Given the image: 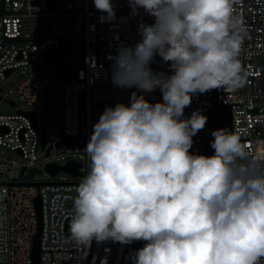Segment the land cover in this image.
<instances>
[{
	"label": "clouds",
	"instance_id": "9594fccd",
	"mask_svg": "<svg viewBox=\"0 0 264 264\" xmlns=\"http://www.w3.org/2000/svg\"><path fill=\"white\" fill-rule=\"evenodd\" d=\"M94 7L115 19L112 0ZM141 40L109 58L112 82L135 88L130 104L107 106L86 146L90 160L73 197L70 238L91 247L146 241L133 264H261L264 156L227 128L212 131L211 156L193 153L209 117L190 116L193 97L243 86L239 55L246 29L236 0H128ZM105 17H102V21ZM169 73L153 71L156 57ZM95 67V65H93ZM157 89L162 101L146 94Z\"/></svg>",
	"mask_w": 264,
	"mask_h": 264
},
{
	"label": "built area",
	"instance_id": "2783aa9c",
	"mask_svg": "<svg viewBox=\"0 0 264 264\" xmlns=\"http://www.w3.org/2000/svg\"><path fill=\"white\" fill-rule=\"evenodd\" d=\"M112 2L116 17L109 20L106 13L94 7L93 0H62L60 6L54 0L53 8L50 0H0V93L1 84L21 68L27 73L16 91L31 106L50 84L46 71L53 73L55 81L64 79L61 106L48 99V106L54 105L63 112L62 136L57 142L48 145L46 137L43 148L46 131L35 114L23 110L0 112V146L18 154L0 152V175L5 176L0 181V264H34L33 241L39 228L35 202L38 197L42 199L43 214L41 264H133L130 257L139 241L123 245L94 240L91 247L78 245L70 238L68 228L74 215L75 188L89 171L90 160L85 148L93 125L107 106L130 104L132 96L131 88L113 84V61L109 57L116 54L119 44L134 46L141 40L140 22H154L143 9L139 16L133 17L128 0ZM233 9L246 29L239 55L246 76L243 86L213 89L194 96L185 115L190 116L195 109H202L208 115L215 105L230 106L232 133L240 137L250 152L264 156V0H236ZM102 17H105L103 21ZM53 45L59 47L58 66L46 60ZM62 48L66 52L64 56ZM151 67L155 72L171 74L169 65L159 56ZM3 98L0 95V100ZM146 99L156 103L163 97L157 89L146 94ZM10 102L12 106L17 104V101ZM51 109L55 110L50 107L49 115H52ZM54 118L52 115V121ZM212 131L214 127L207 124L194 136L191 152L213 155L214 150L206 151V138ZM63 134L79 136V139L75 145L59 148L57 144ZM49 147L52 148L47 153ZM68 158L72 159L65 162ZM71 161L81 164V175L70 172L73 179L25 180L31 178L33 169L44 172L51 163L64 166Z\"/></svg>",
	"mask_w": 264,
	"mask_h": 264
},
{
	"label": "rangeland",
	"instance_id": "374dc122",
	"mask_svg": "<svg viewBox=\"0 0 264 264\" xmlns=\"http://www.w3.org/2000/svg\"><path fill=\"white\" fill-rule=\"evenodd\" d=\"M56 3L58 6H60L62 3V0H56ZM62 52L64 56V54H66V52L64 51V48H62ZM25 73H27V70L24 68H21L17 70L9 78V80L1 84L2 92L0 93V95L3 96L4 98L0 100V112L16 113L18 112V110H23V111H28V112L35 114V116L39 120L41 128L46 131L47 144L50 145L52 143L57 142L62 136L61 130H62L63 118L61 115L60 108L55 109V110L51 109L50 113L54 115L55 118L52 122H49V114L46 111L48 107V99H51L55 105L59 107L61 106L64 79L60 78L58 81H55L52 75L53 73L49 70L46 71L45 74H47L50 77V84L44 91H42L43 92L42 97H40L39 101L35 105L31 106V105L26 104V102L20 97V95L17 94V91H16L18 88V85L23 80ZM134 91H137V89L131 88V94ZM10 101H17L16 106H12ZM0 152H4L11 156L18 155L2 146H0ZM54 152L55 151H53V153ZM70 159L72 158H68L67 160H65V162ZM4 179H5V176L0 175V181ZM61 179H73V176L70 172L64 171V170L59 171L56 175H53L49 173L48 171L44 170L43 173H38L34 177H31L28 179L25 178V180L33 181V182L58 181Z\"/></svg>",
	"mask_w": 264,
	"mask_h": 264
},
{
	"label": "water",
	"instance_id": "95a60500",
	"mask_svg": "<svg viewBox=\"0 0 264 264\" xmlns=\"http://www.w3.org/2000/svg\"><path fill=\"white\" fill-rule=\"evenodd\" d=\"M50 6L51 8L54 7V0H50ZM46 60L56 66L59 65V47L56 45H53L50 47L49 52L47 53ZM11 73V71H9ZM58 73H56V79H57ZM55 109L56 106L49 104L47 107V113L49 114V108ZM63 116V112L61 113ZM32 119L34 120L33 115L30 114ZM49 122H52V115H49ZM209 117L207 124H210L214 127V130L220 129V128H227L231 133H232V123H231V117H232V112H231V107L230 106H220V105H215L210 113L207 115ZM206 124V125H207ZM79 136H67L63 134L62 141L57 144V147H63L65 145H75L76 142L78 141ZM213 139L212 135L208 136L206 138L207 142V152H211L213 149L210 146V141ZM42 145L43 148H45L46 145V134L43 132V139H42ZM52 147H49L47 149V153L51 150ZM191 151V149H190ZM81 167L80 163H76L74 161L69 162L67 165L60 166L56 164H49L46 168V170L55 175L59 171H68L71 172L73 175L78 176L81 175V172L79 171V168ZM43 171L33 169L31 171L30 176L33 177L35 174L42 173ZM36 208H37V213H38V219H39V228L37 234L34 236V243H33V253H32V258L34 261V264H41L40 263V253H41V233H42V228H43V214H42V199L41 197L36 198ZM146 241H139L136 245V250L144 247L146 244Z\"/></svg>",
	"mask_w": 264,
	"mask_h": 264
},
{
	"label": "trees",
	"instance_id": "16d2710c",
	"mask_svg": "<svg viewBox=\"0 0 264 264\" xmlns=\"http://www.w3.org/2000/svg\"><path fill=\"white\" fill-rule=\"evenodd\" d=\"M64 63V61H62Z\"/></svg>",
	"mask_w": 264,
	"mask_h": 264
}]
</instances>
